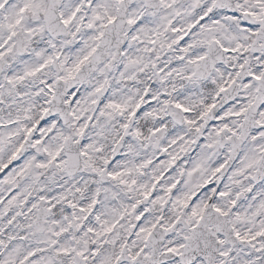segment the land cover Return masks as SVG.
<instances>
[{
  "label": "snow or ice",
  "instance_id": "obj_1",
  "mask_svg": "<svg viewBox=\"0 0 264 264\" xmlns=\"http://www.w3.org/2000/svg\"><path fill=\"white\" fill-rule=\"evenodd\" d=\"M116 64L143 84L99 100L127 115L105 167L87 139L41 148L79 119L56 107L81 103L71 82L104 74L96 104ZM81 166L99 179L77 199ZM50 168L72 180L20 183ZM0 264H264V0H0Z\"/></svg>",
  "mask_w": 264,
  "mask_h": 264
},
{
  "label": "clouds",
  "instance_id": "obj_2",
  "mask_svg": "<svg viewBox=\"0 0 264 264\" xmlns=\"http://www.w3.org/2000/svg\"><path fill=\"white\" fill-rule=\"evenodd\" d=\"M103 63L97 66V69L102 68ZM119 67L118 64L114 65L111 70L107 72L108 84L105 86L103 92L95 97L98 101L96 104L90 103L92 97H89L88 100H84V96L87 91H91L97 82L102 81L104 79V74H102L99 70L89 71L87 67L85 68L86 79L81 81L80 79H76L71 82L70 87L76 88L81 92V103L78 105H73L72 108H68L67 105L58 104L56 107L60 108L63 111H76V115L79 117L75 121V124L71 123V118H69L68 123H64L63 121H59L57 126L50 132H46L42 136V145L41 148L47 147L50 149H55L62 143L60 137L68 136L71 137L73 141H78L80 139H87L89 143L93 144L95 147H99L101 149L100 152H92V166L96 168H104V160L112 159V146L113 144L119 140L120 136L123 135L122 130L119 127L120 121L124 120L127 122V115L124 114L120 116L116 113H113L110 109L104 107L103 103H99V100L103 97L104 103H107L109 100L122 102L124 100H129V108L135 101V93L138 89L141 88L143 81L141 80L139 83L136 81L122 79L120 77L119 71L116 69ZM56 74L55 69H52L44 75L47 78H54ZM182 87V85L177 86ZM131 98V99H129ZM63 97H61V100ZM71 97H69V100ZM39 105L32 112L33 120L39 121ZM163 115V114H161ZM195 111L193 113V118H195ZM91 117V119H89ZM81 123H87V128L85 130V135L83 137H77L75 135V128L79 126ZM136 123L138 126L143 127V118H137ZM37 135H41L37 132ZM160 139H164L163 136ZM72 147L77 149L79 145L77 143L72 144ZM37 156L45 157L46 154L43 151L38 153L35 150H32ZM67 151V146L64 152ZM154 151L151 143L147 140V132H144L141 137L136 140V159H144L148 158L151 153ZM127 153V145H123L121 149V154ZM20 163H23L21 161ZM151 170L146 169L145 173H149ZM44 177L51 176L56 181L65 180L67 183L69 180H72V177H67L65 179L64 173L60 169L50 168L43 170L31 169L28 173H26L23 177L20 178V183H30L32 178L38 173ZM81 173L83 175H81ZM99 178L96 177L90 169L84 168L81 166L78 173H76V181L81 188V192L77 195V199H80L84 193L87 192L88 187L91 184L96 183Z\"/></svg>",
  "mask_w": 264,
  "mask_h": 264
}]
</instances>
